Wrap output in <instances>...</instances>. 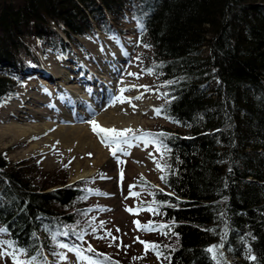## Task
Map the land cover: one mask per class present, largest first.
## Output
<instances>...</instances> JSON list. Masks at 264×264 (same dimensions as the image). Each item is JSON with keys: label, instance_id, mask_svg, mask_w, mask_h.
I'll use <instances>...</instances> for the list:
<instances>
[{"label": "trees", "instance_id": "1", "mask_svg": "<svg viewBox=\"0 0 264 264\" xmlns=\"http://www.w3.org/2000/svg\"><path fill=\"white\" fill-rule=\"evenodd\" d=\"M127 18L148 45L141 67L167 94L159 109L168 123L151 131L167 134V182L160 172L158 186L145 184L157 208L150 222L168 226L153 231L156 244L170 264H215L207 249L220 245L228 264H264V0H0V100L38 63L27 34L59 32L63 45H80L77 35L111 36ZM82 183L0 151V227L8 229L0 239L26 249L24 257H54L58 234L81 236L90 222ZM119 248L95 249L138 264Z\"/></svg>", "mask_w": 264, "mask_h": 264}, {"label": "rangeland", "instance_id": "2", "mask_svg": "<svg viewBox=\"0 0 264 264\" xmlns=\"http://www.w3.org/2000/svg\"><path fill=\"white\" fill-rule=\"evenodd\" d=\"M120 26L122 29L119 30L122 31V34H118L117 37L114 34L111 36L101 34L98 32L99 30H96L97 32L94 35H78L76 38L80 45H75L73 42L62 38L65 43L63 45L60 43L58 38L60 33L57 31V34L51 36L54 46L50 44L51 40L49 39L35 38L32 34L25 36L24 39L30 45L31 52L36 56L38 63L31 64L30 69L22 71L21 83L13 94L1 98L0 130L4 125L7 126L17 120L15 116L10 114L9 110L13 103H16L17 99H20L22 95L34 96L36 92H41L45 97L44 99L47 100L46 104H33L32 102L35 101L31 100L23 102V108L26 113L34 114L38 110L36 115L39 112L45 111L47 113L44 114L51 116L40 117L36 120L31 117L24 118L23 123H41L55 117V113L58 114L57 110L59 107L54 104V109L52 108L53 104L49 103L61 88L65 92L61 84L64 76L56 72L57 63L69 66L65 68L67 71H64L68 77L70 74H76L77 76L81 74L77 71L79 60L87 65L89 70L99 79L94 82L97 81V84L100 82V85L97 86L99 87L101 105L89 112L88 115H75V118L78 119L73 121V123L75 122L74 124L83 126L80 127L83 129L81 131H85L87 136H77L74 133L71 136H63L59 140L54 139L47 145V142L50 141L45 140L46 134L44 133L15 137L11 133L0 131V151L6 153L11 163L23 160V164L34 168L39 174L54 175V178L57 179L65 177L66 183L72 180L77 173L89 169L93 170V173L90 174L91 176L85 175L80 178L83 181L81 186L88 190L89 193L85 199L86 207L89 208L85 219L90 222L88 223V227L80 229L82 233L84 232L82 234L83 240L77 238L74 239L75 241H71L68 239L69 247L75 246L86 249L90 245L93 248L97 246V248L106 251H118L121 246V248L127 251L126 255L138 258V264H157L155 254L147 253L145 255V247L139 242L156 243L158 240L157 236L153 235V231H141L135 223V221H139L142 225L148 224L151 220L150 212L143 210L139 211L138 214H133L126 211V209L131 208L135 211L141 207L147 208L151 205L147 194L149 188L145 184L153 183L157 185V180L160 176L157 162L162 164V154L156 151L154 145L134 144L127 149L128 155L117 154L119 159L123 161V163H117V159L111 155L109 148L100 142L99 137L92 131L89 123V121L95 120L103 127H115L117 129L132 128L133 130L145 132H151L154 125H166L168 123L164 117L157 115L155 111L158 109V103L163 100L161 95L156 91V87L158 86L155 82V77L141 67L144 56L141 54L139 56V53L148 52V48L144 47L142 43L137 44L135 42L133 32L135 29L136 31L139 30V25L131 21L130 18H127L122 20V25ZM120 50H124V56L123 52H118ZM118 61L122 66H119ZM118 66L120 67L119 70ZM107 68H110V73L113 71L111 75L106 74L105 70ZM129 73H135L136 75H129ZM70 81H74L72 85L79 83V85L86 86L88 84L92 86L95 84L88 82L82 75L76 77V79L75 77L71 78ZM121 89L129 90L121 93ZM69 90H71L69 92L72 95H74L73 91L78 92L79 95V91H83V89L75 88V86H72ZM109 93H111L110 98ZM121 95L125 98H127V95H130V97L123 103L118 102L113 105L116 102L115 98ZM105 96L108 97L102 101ZM135 97H141V99H135ZM128 100H131V102L129 103ZM86 106L87 104L85 103L83 107L86 108ZM83 107L80 104L76 105L78 109ZM116 108L119 109L117 110ZM101 114H103L102 121L97 119L98 115ZM116 118L117 120H115ZM55 122L59 123L61 121ZM36 141L38 142L35 145H38L39 148L42 146L46 147L42 149H30L31 143ZM93 142L98 145L99 153L97 152V148H94L92 145ZM97 155L101 161L95 164L94 160ZM65 165L68 166L65 167ZM121 170H123V180H121ZM141 181H144V183L142 184ZM130 185H135L131 191L139 193L138 196H131L129 194ZM97 191L100 194H96ZM85 219H83V222ZM101 222H104L103 227H100ZM93 228L96 229L95 232H93ZM116 229H119V232ZM107 231H111L112 235L116 236L117 239L113 241L111 237L106 239L98 238L105 236ZM3 250L9 253L12 252L8 248ZM95 251L96 253H100L97 249ZM57 253H63L66 256V260H61L59 256L55 255L52 257L54 261L50 262V264H82L74 252L59 248ZM85 254L89 256L93 255V253L87 252ZM99 258L103 259V257ZM21 259L26 258L21 257ZM0 264H13L11 255L0 256ZM41 264H44V262Z\"/></svg>", "mask_w": 264, "mask_h": 264}, {"label": "snow or ice", "instance_id": "3", "mask_svg": "<svg viewBox=\"0 0 264 264\" xmlns=\"http://www.w3.org/2000/svg\"><path fill=\"white\" fill-rule=\"evenodd\" d=\"M145 47H148V45H145ZM129 75L135 76V73H129ZM171 83V82H169ZM129 89H121V93L124 91H127ZM164 95H167L166 93ZM116 101L118 102H125L128 98L123 97V95L118 96L115 98ZM135 99H141V97H135ZM130 103L131 101L128 100ZM133 107H135L133 105ZM156 114L160 115L162 112V109H156ZM92 131L99 137L100 142L105 145V147L109 148L111 155L117 159V163H123L122 160L119 159V156L117 155L118 153L123 154V155H128L127 149L132 147L134 144H143L145 146L148 145H154L155 149L157 152H161L162 155L166 154L169 149L166 147V145L163 144V141L161 140V137H165L167 134L165 133H151V132H145L142 130H133L132 128H125V129H117L115 127H103L101 126L97 121L92 120L89 121ZM91 155V154H89ZM68 165H65L67 167ZM157 169L161 171L162 173H165V175H162L160 178L162 181L165 183L167 182V170L168 166L165 164L162 166L159 162H157ZM121 180H123V170H121ZM143 184L144 181H141ZM135 187V185H130L129 186V194L131 196H138L139 193L132 192L131 189ZM162 192L163 190H159ZM96 194H100L98 191ZM107 195V194H105ZM154 195V193H153ZM154 204L157 202L153 201ZM149 211L153 212V214L157 213V208H153L151 205L148 206L147 208L141 207L137 210H133L131 208H127L126 211H129L130 213L133 214H138L139 211ZM103 223L101 222L100 227H103ZM137 224V227L141 231L145 232H152V231H157V230H163L167 228V225H153L151 222L148 224H140L139 221H135ZM96 229L93 228V232H95ZM117 232H119V229H116ZM8 232V229L5 227H0V235L6 234ZM68 233L65 232L63 235H67ZM165 235L168 233L165 232ZM108 237H111L113 241L117 239L116 236L112 235L111 231H107L105 236L98 237L100 239H106ZM55 239V237H53ZM80 240H83V236H79ZM139 239V238H137ZM141 244L144 245L145 247V255L149 251L154 253L157 257L158 260H164V261H169L170 264V257L168 255H165L166 251V246H161L159 244L153 243V242H146V241H139ZM59 248H64L67 249L70 252H74L80 262L82 264H118V262H112L111 257L106 256L105 254L102 253H96L95 249L92 246H88L86 249L82 247H69L68 244L66 243H60L57 245ZM111 246V245H109ZM127 247V246H125ZM222 247L220 246H212L207 249V251L212 254V259L214 260L215 264H228V261L226 258H224L223 253L219 252V248ZM8 248V249H13L12 252H6L3 249ZM85 252L87 253H93L92 256L86 255ZM250 252V250H249ZM4 255H11L13 259V264H39V261L37 257H31L30 259H21V257L27 256V250L26 249H20L16 248L15 242L10 241V240H3L0 239V256ZM42 255V253H41ZM54 255L59 256L61 260H66V256L63 253H54ZM99 257H103V259H100ZM250 259L253 261L256 259L253 256H249ZM137 259V258H134ZM44 264H47L46 260L44 261Z\"/></svg>", "mask_w": 264, "mask_h": 264}, {"label": "bare ground", "instance_id": "4", "mask_svg": "<svg viewBox=\"0 0 264 264\" xmlns=\"http://www.w3.org/2000/svg\"><path fill=\"white\" fill-rule=\"evenodd\" d=\"M77 65H78V69H77V67H76V69L81 74H79V76H77L76 74H70L69 77H71V78L75 77V79H76V77H80V75H82L88 80V82L95 83L94 85H92V86L88 85V84H86V86L85 85H79V83H78L79 81H75L78 84L72 85V83L74 81H70L71 78L66 76L65 72H64V71H67L65 68H68L69 66L68 65H61L60 63H57L56 64V68H57L56 72L58 74H62L64 76V79H62L63 81L61 84L63 85L65 92L62 91L63 90L62 88H61L62 90L60 89L59 91L55 90V91H57L56 92L57 94L54 96V98L51 99V101L49 103L51 105L53 104L52 108H54V109H55L54 104L59 107L57 110L58 114L55 113V117H52L50 120L43 121L41 123H33V124L23 123L24 118H30L31 117L34 120H36V119H39L40 117H44V116L51 117V116L44 114V113H47L45 111L39 112L38 115H36L38 110L35 112L32 111V112H34V114L33 113H26L24 108H23L22 103L26 102V101L29 102L31 100L35 101V102H32L33 104L34 103L46 104L47 100L44 99L45 97L43 96V94L41 92H39V91L36 92L34 94V96L22 95L20 97V99H17L16 103H13V105L10 107V110H9L10 114L15 116V119H17V120L11 122L7 126L4 125L3 127H1L0 131L11 133L15 137L27 136V135H31V134H35V133L36 134L44 133V134H46L45 140L50 141V142H47V145H49L54 139L59 140V138L62 139L63 136H68V135L71 136L74 133H75L74 135H77V136H87V133L85 131H81L83 129H81L80 127H83V126L76 125V124H74L75 122L73 123V121L78 119V118H75V115L76 116L88 115L90 112V109H97L101 105V101L99 100L100 93H99V87H98L100 85L99 84L100 82H98V84H97V81L94 82L95 80H99L98 77L96 75H94V73L91 72V70H89L87 65H85L82 61L79 60ZM108 67H110V66H108ZM109 69L110 68H107V70H105V72H106V74L111 75V73H113V71L110 73ZM111 77H114V76H111ZM44 83H46V82H44ZM72 86H75V88L83 89V91H79L80 95L78 92L73 91L74 95H72L69 92V91H71L69 89H71ZM71 96H73V97H71ZM126 97L129 98L130 95H127ZM69 102H72V103H69ZM85 103L87 104L86 108L83 107V106H85ZM116 103H118V101L113 103V105H115ZM77 104H80L81 107H83V108L78 109L79 108L78 106H77L78 108H76ZM40 114H42V115H40ZM120 116H122V115H120ZM102 118H103V114L98 115L97 119H100L102 121ZM117 118L115 120H117ZM55 121H61V122L57 123ZM103 121H105V120H103ZM63 123H65V124H63ZM115 123H117V122H115ZM122 125H123V123H122ZM37 142L38 141L31 143L30 149H42V148L46 147V146H42L39 148L38 145H35ZM92 145L94 146V148H97V152L99 153L98 145L94 142L92 143ZM98 155L95 157V160H94L96 162L95 164H97L101 161V159L99 158ZM77 172H78V170H77ZM92 173H93V170L89 169V170H85L81 173H77V175L75 177L90 175Z\"/></svg>", "mask_w": 264, "mask_h": 264}, {"label": "water", "instance_id": "5", "mask_svg": "<svg viewBox=\"0 0 264 264\" xmlns=\"http://www.w3.org/2000/svg\"><path fill=\"white\" fill-rule=\"evenodd\" d=\"M78 178H81V177H77V178H75V179H78ZM75 179H73V180H75Z\"/></svg>", "mask_w": 264, "mask_h": 264}]
</instances>
